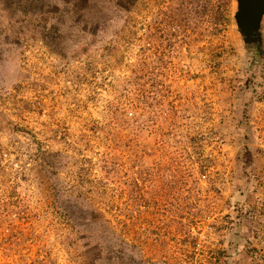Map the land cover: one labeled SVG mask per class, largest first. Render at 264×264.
<instances>
[{"label": "rangeland", "instance_id": "obj_1", "mask_svg": "<svg viewBox=\"0 0 264 264\" xmlns=\"http://www.w3.org/2000/svg\"><path fill=\"white\" fill-rule=\"evenodd\" d=\"M233 8L0 0V264H264V20L245 51Z\"/></svg>", "mask_w": 264, "mask_h": 264}, {"label": "water", "instance_id": "obj_2", "mask_svg": "<svg viewBox=\"0 0 264 264\" xmlns=\"http://www.w3.org/2000/svg\"><path fill=\"white\" fill-rule=\"evenodd\" d=\"M231 17L243 49H258L262 42L264 0H234Z\"/></svg>", "mask_w": 264, "mask_h": 264}, {"label": "trees", "instance_id": "obj_3", "mask_svg": "<svg viewBox=\"0 0 264 264\" xmlns=\"http://www.w3.org/2000/svg\"><path fill=\"white\" fill-rule=\"evenodd\" d=\"M244 206H247L248 207V205H244ZM241 209H243V207H240V213H241ZM246 211H247V208H245V211L244 212H246Z\"/></svg>", "mask_w": 264, "mask_h": 264}]
</instances>
